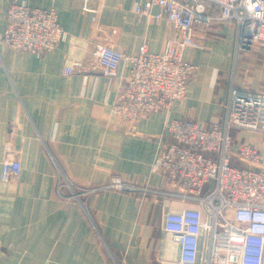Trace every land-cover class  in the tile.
I'll list each match as a JSON object with an SVG mask.
<instances>
[{"label": "crops", "instance_id": "0c3cea01", "mask_svg": "<svg viewBox=\"0 0 264 264\" xmlns=\"http://www.w3.org/2000/svg\"><path fill=\"white\" fill-rule=\"evenodd\" d=\"M14 1L55 9L68 37L42 54L10 48L3 37ZM146 1L0 0V264H165L179 258L180 246L165 230L164 217L193 203L112 189L78 198L70 189L100 185L115 174L163 186L152 164L164 146L168 118L209 124L221 117L236 26L220 19V8L207 0H182L203 2L212 17L196 23L200 46L184 52L199 67L186 98L171 112L133 124L114 112L129 63L123 61L115 76L103 74L95 64L97 44L126 54L146 44L159 52L177 34L167 18L153 17L159 6L150 14L136 12ZM258 47L253 66L262 77L248 87L236 76L240 89L264 92V47ZM239 60L241 68L247 66L246 58ZM71 65L75 71L65 73ZM14 157L22 173L4 180V161Z\"/></svg>", "mask_w": 264, "mask_h": 264}, {"label": "built area", "instance_id": "2783aa9c", "mask_svg": "<svg viewBox=\"0 0 264 264\" xmlns=\"http://www.w3.org/2000/svg\"><path fill=\"white\" fill-rule=\"evenodd\" d=\"M207 1L220 8V19L235 24V56L258 43L264 47V0ZM153 5L160 7L153 17L167 18L177 30L161 51L143 44L126 54L107 43H98L94 51L96 66L107 76H115L123 61L129 63L113 106L126 123L171 112L186 98L199 67L184 52L200 46L196 23L212 19L203 2L147 0L135 10L150 14ZM67 37L55 9L10 3L3 37L10 48L42 54ZM64 71L73 73L74 65ZM165 130L164 146L152 164V171L164 177L163 186L115 174L73 195L112 189L193 203L165 214L164 228L180 246L179 258L165 264H264V93L240 89L232 80L219 119L206 124L170 117ZM21 173L18 157L4 161V180Z\"/></svg>", "mask_w": 264, "mask_h": 264}, {"label": "rangeland", "instance_id": "374dc122", "mask_svg": "<svg viewBox=\"0 0 264 264\" xmlns=\"http://www.w3.org/2000/svg\"><path fill=\"white\" fill-rule=\"evenodd\" d=\"M254 51V52H248V51ZM256 50H259L258 44H255L253 46V48L249 49V48H245V49H241L238 53L237 56L234 55V62H233V66H232V76H231V81L233 80L234 82H236V79L238 78V76H240L241 79H243V82L245 83L244 85L246 86H250L252 85V81L256 80V79H260V77H262V70H257V67H254L253 65H255L256 59H257V54H256ZM248 52V53H247ZM241 58H246V61L248 62V64L246 63V67L241 68V64L240 62H242L241 60H239ZM237 76V78H236ZM249 77H251V79H249ZM253 79V80H252ZM240 80V79H239ZM242 82V81H241ZM254 86V83H253ZM242 89V88H241ZM245 90H249V89H245ZM254 91V90H252ZM261 92V91H260ZM264 93V92H261ZM64 178V177H63ZM65 183H70V181L65 180ZM72 185V184H71ZM71 193L76 192L77 194H79V189H77V187L75 186H71ZM101 192V191H100Z\"/></svg>", "mask_w": 264, "mask_h": 264}]
</instances>
